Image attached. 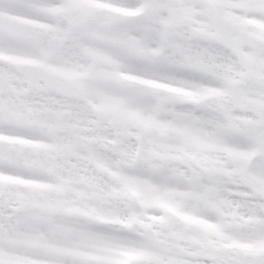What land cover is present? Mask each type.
<instances>
[{
    "label": "snow or ice",
    "instance_id": "1",
    "mask_svg": "<svg viewBox=\"0 0 264 264\" xmlns=\"http://www.w3.org/2000/svg\"><path fill=\"white\" fill-rule=\"evenodd\" d=\"M0 264H264V0H0Z\"/></svg>",
    "mask_w": 264,
    "mask_h": 264
}]
</instances>
